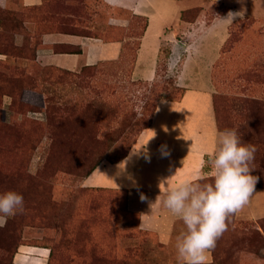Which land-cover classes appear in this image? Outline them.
<instances>
[{
    "label": "rangeland",
    "instance_id": "obj_1",
    "mask_svg": "<svg viewBox=\"0 0 264 264\" xmlns=\"http://www.w3.org/2000/svg\"><path fill=\"white\" fill-rule=\"evenodd\" d=\"M207 7V23L223 12L217 3ZM87 8L97 29L109 16L131 18L99 0ZM197 11L184 12L185 20ZM132 22L117 61L72 72L30 63V47L14 45L11 31L0 36L6 56L0 60V193L18 192L25 202L24 213L0 227V264H9L22 245L51 250L49 264H156L163 258L123 211L122 193L80 187L94 164L127 152L157 101L175 100L183 90L176 86L183 55L167 71V46L152 81L131 78L142 25ZM227 33L209 77L215 122L219 132L238 129L243 143L257 147L252 175L264 189V13L232 22ZM212 252L215 264H264V219L234 223L230 217Z\"/></svg>",
    "mask_w": 264,
    "mask_h": 264
},
{
    "label": "crops",
    "instance_id": "obj_2",
    "mask_svg": "<svg viewBox=\"0 0 264 264\" xmlns=\"http://www.w3.org/2000/svg\"><path fill=\"white\" fill-rule=\"evenodd\" d=\"M91 1L0 0V9L20 14L13 31L14 45L24 42L34 49V62L39 66L72 72L99 62L117 61L124 43L130 40L126 37L131 28L129 18L109 16L97 29L99 24L87 14ZM99 1L109 10L145 20V27L136 38L131 78L152 81L161 48L167 46L170 51L167 71H172L183 55L176 75V86L183 88V94L177 101H158L149 125L124 158L115 163L100 162L80 181V187L122 193L124 212L135 217L136 229L151 236L164 251L156 264H178L176 238L186 229L161 203L165 185L171 188L182 180H196L201 160L211 158L219 133L209 81L212 63L228 37V26L249 14L264 13V0ZM211 3L219 4L223 12L213 14L207 23L205 15ZM193 8L198 9L194 20L181 18V13ZM242 10V17L232 20L228 17L230 12ZM66 47L78 52L53 50ZM5 59L6 56L0 55V60ZM203 172L208 173L209 168L205 167ZM161 181L165 182L160 184ZM142 195L146 199L141 200ZM261 219H264V189L255 186L249 203L231 220L256 223ZM48 254L49 250L42 246H18L10 264H46ZM211 262L210 253L207 264Z\"/></svg>",
    "mask_w": 264,
    "mask_h": 264
},
{
    "label": "clouds",
    "instance_id": "obj_3",
    "mask_svg": "<svg viewBox=\"0 0 264 264\" xmlns=\"http://www.w3.org/2000/svg\"><path fill=\"white\" fill-rule=\"evenodd\" d=\"M236 16L242 17L243 10L228 14L231 20ZM30 115L46 119L43 113ZM256 152L255 145L242 142L238 129H225L218 133L211 158L201 160L196 180H182L171 188L165 185L161 203L186 229L176 238L178 264H207L218 239L228 228L230 217L242 210L255 192L259 180L252 175L256 171ZM205 167L209 168L208 173L203 172ZM209 175L211 182H205ZM144 199L142 195L141 200ZM24 211L22 194L11 190L0 193V227L6 225L8 218Z\"/></svg>",
    "mask_w": 264,
    "mask_h": 264
},
{
    "label": "trees",
    "instance_id": "obj_4",
    "mask_svg": "<svg viewBox=\"0 0 264 264\" xmlns=\"http://www.w3.org/2000/svg\"><path fill=\"white\" fill-rule=\"evenodd\" d=\"M20 16V14L19 13H16V12H11V11H9V10H1L0 9V36L2 35L3 36V34H7L9 31H11V38H13V31H15L16 30V26H17V24L19 23V21H18V17ZM181 18L182 19H185L184 18V13H181ZM132 19L133 20H140L141 21V28H140V33H139V35L137 36V37H139L140 36V34H141V32L143 31V29H144V27H145V20L144 19H142V18H137V17H131L130 18V25H131V28H133V22H132ZM9 23H11L12 25L10 26V29L7 27V25L9 24ZM6 29H7V31H6ZM3 33V34H2ZM12 40V39H11ZM125 44V43H124ZM22 46L23 47H26L27 46V44L26 43H24L23 42V44L21 45V47H20V49L22 48ZM28 47V46H27ZM137 47V41H136V46H135V48ZM55 48V47H54ZM222 48V47H221ZM23 49V48H22ZM54 51H57V52H61V53H75V52H78L77 50H71V49H68L67 47L66 48H60V49H58V48H56V49H53ZM123 50H124V45H123ZM23 51V50H22ZM1 53V52H0ZM30 54H31V57H30V63H34V49H31L30 50ZM122 55H123V53H122ZM133 60H134V53H133ZM36 65V64H35ZM89 68V67H88ZM156 73H157V67H156V69H155V75H156ZM182 94H183V90L181 91V94L179 95V97L177 98V99H175V100H172V101H177V100H179L180 98H181V96H182ZM169 100V99H168ZM159 101H166V100H159ZM158 102V101H157ZM156 102V103H157ZM156 103H155V105H156ZM155 107V106H154ZM153 110H154V108H153ZM153 110H152V112H153ZM213 111H214V107H213ZM151 115H152V113H151ZM149 122H150V118H149ZM149 122H148V124H147V126L149 125ZM215 124H216V122H215ZM146 126V127H147ZM145 127V128H146ZM144 128V129H145ZM216 128H217V126H216ZM218 130V129H217ZM219 131V130H218ZM136 140V139H135ZM128 151V150H127ZM127 153V152H126ZM126 153H124V154H122V155H120L116 160H114V161H111L110 163H115V162H117V161H119V160H121L122 158H124V156L126 155ZM205 160H208L207 159V157H205ZM100 162H97L96 164H94L88 171H87V173L85 174V176L87 175V174H89L92 170H93V168L95 167V166H97L98 164H99ZM84 176V177H85ZM83 177V178H84ZM82 178V179H83ZM82 189V188H81ZM82 190H84V191H94L95 189H82ZM123 211H124V208H123ZM232 217V216H231ZM40 247V246H39ZM43 247V246H42ZM15 253V252H14ZM13 253V254H14ZM13 254L11 255V258H12V256H13ZM211 254H212V262L210 263V264H215V262L217 261V257H216V255L214 254V252H211ZM50 260H51V250H49V254H48V259H47V263L46 264H49V262H50ZM10 261H11V259H10ZM9 264H10V262H9Z\"/></svg>",
    "mask_w": 264,
    "mask_h": 264
}]
</instances>
